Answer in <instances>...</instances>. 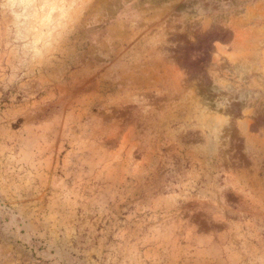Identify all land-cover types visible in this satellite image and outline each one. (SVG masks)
Wrapping results in <instances>:
<instances>
[{
	"label": "rangeland",
	"instance_id": "1",
	"mask_svg": "<svg viewBox=\"0 0 264 264\" xmlns=\"http://www.w3.org/2000/svg\"><path fill=\"white\" fill-rule=\"evenodd\" d=\"M0 264H264V0H0Z\"/></svg>",
	"mask_w": 264,
	"mask_h": 264
}]
</instances>
